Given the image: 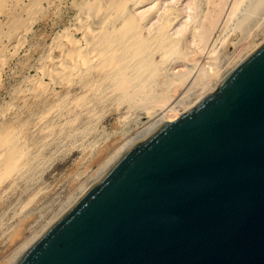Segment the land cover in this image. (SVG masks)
I'll use <instances>...</instances> for the list:
<instances>
[{
    "label": "water",
    "instance_id": "1",
    "mask_svg": "<svg viewBox=\"0 0 264 264\" xmlns=\"http://www.w3.org/2000/svg\"><path fill=\"white\" fill-rule=\"evenodd\" d=\"M179 114L13 264H264V41Z\"/></svg>",
    "mask_w": 264,
    "mask_h": 264
},
{
    "label": "bare ground",
    "instance_id": "2",
    "mask_svg": "<svg viewBox=\"0 0 264 264\" xmlns=\"http://www.w3.org/2000/svg\"><path fill=\"white\" fill-rule=\"evenodd\" d=\"M254 1L245 2L244 8L234 21L237 27L245 23L248 7ZM55 2V0H0V87L2 74L9 65V53L27 44L38 21L42 4L51 6L56 4ZM151 2L154 4L149 9L139 14L134 13L138 8ZM159 2L160 0H80L73 4L75 12L72 24L55 34L47 50H44L37 61L36 73L24 77L21 85L11 93L7 104L9 111L0 107V185L14 172L18 177L24 175L29 158L22 149L23 140L16 136L17 122L14 120L33 97H38L48 90V93L52 94V89L48 87L50 85L68 87L76 83L82 93H93L102 87L111 89L110 91L117 94L121 101L128 103L129 108L141 106L145 108L144 117L155 118L136 136L116 147V151L100 166L95 181L133 142L144 138L164 120L177 119L179 113L186 112L207 93L216 89L226 76L218 79L219 68L214 66L213 60L207 61V67L205 64L197 67L201 62L198 63L196 54L202 50L194 53L188 49L182 37L174 36L175 32L182 33V28L175 29L184 17L179 8L165 6L164 10L159 12L156 23L146 28L147 22L160 10ZM224 3V0H193V3L188 2L185 6L188 14L184 26L189 27L194 42L197 41V44L203 47L210 46L206 58L212 59L217 45L220 40L222 41V37L213 39L211 34ZM238 4L239 0H233L230 12L225 21L223 20V26ZM195 8L199 17V23L195 22L196 24L192 21V11ZM263 40L248 46V52L243 56L239 55L236 65ZM179 59L186 60L190 70L196 68V76L192 82L188 81V73L180 70L174 73L168 69L167 62H179ZM214 79L216 82L206 89ZM195 83L201 88V92L194 100L187 101L189 91ZM178 106L183 109L179 110ZM88 187L80 188L81 192L70 205ZM59 215L57 214L33 237L24 241L7 264H13Z\"/></svg>",
    "mask_w": 264,
    "mask_h": 264
},
{
    "label": "rangeland",
    "instance_id": "3",
    "mask_svg": "<svg viewBox=\"0 0 264 264\" xmlns=\"http://www.w3.org/2000/svg\"><path fill=\"white\" fill-rule=\"evenodd\" d=\"M55 1L56 4L51 6L42 4L27 44L9 53V65L2 74L0 87V107L6 111H9L7 104L11 93L21 85L24 77L36 73L37 61L55 34L72 24L75 12L73 4L80 0ZM188 2L193 3V0H160V10L147 22L146 28L156 23L159 12L165 6L179 8L184 17L175 29L182 28V33L175 32L174 36L182 37L190 51L196 53L202 50L196 54L198 63L201 62L197 67L204 64L207 67V61L213 60L214 66L219 68L218 79L228 75L237 66L239 55H245L248 46L264 39V0H255L248 7L247 19L239 27L234 21L247 0H239L236 10L223 26V20L228 16L233 3V0H224L221 19L218 18L211 34V38L220 36L222 41L217 45L212 59L206 58L210 46L203 47L197 41L194 42L189 27L184 26L188 14L185 6ZM153 4L148 3L134 13L139 14ZM197 12L196 8L192 11L194 23H199ZM189 66L184 59L167 62L171 72L180 70L188 73V81L192 82L196 68L190 70ZM48 87L52 89V94L48 90L33 97L14 120L17 122L16 136L23 140L22 149L29 162L22 177L14 172L0 185V264H7L24 241L33 237L60 211L67 209L81 189L95 182L104 160L155 119L144 117L145 108L141 106L129 108L128 103L121 101L111 89L102 87L93 93H82L76 83L68 87ZM192 87L187 101L194 100L201 92L198 84ZM177 108L183 109L181 106Z\"/></svg>",
    "mask_w": 264,
    "mask_h": 264
}]
</instances>
